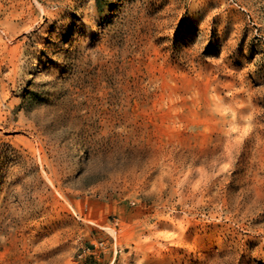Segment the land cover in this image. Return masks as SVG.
<instances>
[{"label":"rangeland","instance_id":"rangeland-1","mask_svg":"<svg viewBox=\"0 0 264 264\" xmlns=\"http://www.w3.org/2000/svg\"><path fill=\"white\" fill-rule=\"evenodd\" d=\"M0 202V264H264V0H0Z\"/></svg>","mask_w":264,"mask_h":264},{"label":"bare ground","instance_id":"bare-ground-1","mask_svg":"<svg viewBox=\"0 0 264 264\" xmlns=\"http://www.w3.org/2000/svg\"><path fill=\"white\" fill-rule=\"evenodd\" d=\"M66 1H67V0H66ZM58 2H59V1H58ZM66 3H67V2H66ZM37 4H38V6L40 7L41 10H44L43 7H42V5H40L39 3H37ZM58 4H59V3H58ZM63 4H64V3H63ZM46 7H47V6H46ZM46 7H45V8H46ZM50 7H51V6H50ZM61 11H62V10H61ZM46 13H48V12H46ZM59 13H60V12H59ZM90 13H91V12H90ZM38 14H39V13H38ZM49 16H50V15H49ZM86 17H87V16H86ZM86 19H87V18H86ZM40 20H41V19H40ZM51 22H52V21H51ZM83 22H84V21H83ZM33 25H34V24H33ZM33 25H32V26H33ZM65 25H66V24H65ZM33 29H34V28H33ZM25 31H26V30H25ZM45 34H46V33H45ZM53 35H54V34H53ZM21 43H22V42H21ZM19 45H20V44H19ZM27 47H28V46H27ZM27 47H26V48H27ZM28 48H29V47H28ZM28 48H27V49H28ZM16 49H17V48H16ZM19 49H20V48H19ZM32 49H33V48H32ZM52 49H53V48H52ZM10 51H11V50H10ZM18 51H19V50H18ZM25 51H26V50H25ZM13 53H15V52H13ZM16 53H18V52L16 51ZM34 53H36V52H34ZM18 54H19V53H18ZM20 54H21V53H20ZM52 56H53V55H52ZM14 61H15V60H14ZM19 61H20V60H19ZM34 61H35V60H34ZM23 62H24V61H23ZM19 64H20V63H19ZM21 64H22V63H21ZM10 66H11V65H10ZM12 66H14L13 63H12ZM15 66H16V65H15ZM39 66H40V65H39ZM16 67H17V66H16ZM24 67H25V66H24ZM25 69H26V68H25ZM11 70H13V69H11ZM17 71H18V70H17ZM23 72H24V71H23ZM26 72H27V71H26ZM15 73H16V72H15ZM43 73H44V72H43ZM41 74H42V72H41ZM23 75H24V74H23ZM26 75H27V74H26ZM42 75H43V74H42ZM22 77H23V76H22ZM22 77H21V78H22ZM16 78H17V77H16ZM21 78H20V79H21ZM14 79H15V78H14ZM17 79H18V78H17ZM16 81H17V80H16ZM16 81H15V82H16ZM18 81H19V80H18ZM50 81H51V80H50ZM19 82H21V81H19ZM24 82H25V81H24ZM22 113H23V112H22ZM39 133H40V131H39ZM39 133H38V134H39ZM42 135H43V134H42ZM42 135H41V136H42ZM44 135H45V134H44ZM39 139H40V137H39ZM49 141H50V140H49ZM51 142H52V141H51ZM48 145H49V144H48ZM51 145H52V144H51ZM42 147H43V146H42ZM48 148H49V147H48ZM36 149H38V148H36ZM23 151H24V150H23ZM26 151H27V150H26ZM16 152H17V151H16ZM27 153H28V152H27ZM24 155H25V154H24ZM31 155H32V154H31ZM33 155H34V154H33ZM37 157H38V156H37ZM19 159H20V158H19ZM28 159H29V158H28ZM25 160H26V159H25ZM34 160H35V159H34ZM39 165H40V164H39ZM29 166H30V165H29ZM11 167H12V166H11ZM33 168H34V167H33ZM9 169H10V167H9ZM15 169H16V168H15ZM31 169H32V167H31ZM18 172H19V171H18ZM18 172H17V173H18ZM14 173H15V172H14ZM15 174H16V173H15ZM6 175H7V174H6ZM13 176H14V175H13ZM23 176H24V175H23ZM26 176H27V175H26ZM3 177H4V176H3ZM16 177H17V176H16ZM11 179H12V178H11ZM20 179H21V177H20ZM26 179H27V178H26ZM30 179H31V178H30ZM30 179H29V180H30ZM40 179H41V178H40ZM8 180H9V179H8ZM24 180H25V177H24ZM34 180H35V179H34ZM40 181H41V180H40ZM42 181H43V180H42ZM16 182H17V181H16ZM24 182H25V181H24ZM3 183H4V182H3ZM8 183H9V182H8ZM21 183H22V182H21ZM23 184H24V183H23ZM27 184H28V183H27ZM27 184H26V185H27ZM37 184H38V183H37ZM45 184H47V183L45 182ZM32 185H33V184H32ZM48 185H49V184H48ZM10 186H11V185H10ZM19 186H20V185H19ZM34 186H35V185H34ZM28 187H29V186H28ZM40 188H41V187H40ZM40 188H39V190H40ZM20 189H21V188H20ZM42 189H43V188H42ZM4 190H5V189H4ZM14 190H15V189H14ZM34 192H35V191H34ZM36 192H37V191H36ZM14 193L16 194V191H15ZM40 193H41V192H40ZM9 194H10V193H9ZM24 194H25V193H24ZM27 194H28V193H27ZM34 194H35V193H34ZM25 195H26V194H25ZM28 195H29V194H28ZM2 196H3V195H2ZM16 196H17V195H16ZM22 196H23V195H22ZM41 196H42V195H41ZM24 198H25V197H24ZM5 199H6V198H5ZM5 199H4V200H5ZM16 199H17V198H16ZM37 199H38V198H37ZM12 200H13V199H12ZM10 201H11V200H10ZM25 202H26V201H25ZM25 202H24V203H25ZM0 203H1V202H0ZM3 203H4V202H3ZM12 203H13V201H12ZM39 203H40V202H39ZM6 204H7V203H6ZM27 204H28V202L26 203V205H27ZM29 205H30V204H29ZM15 206H16V205H15ZM36 206H37V205H36ZM2 207H3V206H2ZM22 207H23V206H22ZM29 207H30V206H29ZM19 208H20V207H19ZM39 208H40V206H39ZM0 209H2V208H0ZM26 209H27V208H26ZM36 210H37V209H36ZM6 211H8V210H6ZM25 211H26V210H25ZM4 213H5V212H4ZM6 213H7V212H6ZM25 213H26V212H25ZM27 213H28V212H27ZM2 214H3V213H2ZM16 214H17V213H16ZM21 214H22V213H21ZM3 216H4V214H3ZM12 216H13V215H12ZM16 216H18V215H16ZM24 216H25V215H24Z\"/></svg>","mask_w":264,"mask_h":264}]
</instances>
